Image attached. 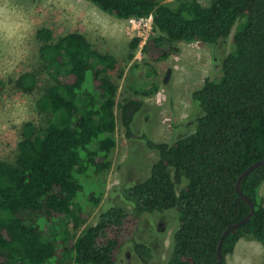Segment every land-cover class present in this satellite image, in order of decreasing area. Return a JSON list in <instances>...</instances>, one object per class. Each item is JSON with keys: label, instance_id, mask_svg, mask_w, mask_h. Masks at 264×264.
Here are the masks:
<instances>
[{"label": "trees", "instance_id": "16d2710c", "mask_svg": "<svg viewBox=\"0 0 264 264\" xmlns=\"http://www.w3.org/2000/svg\"><path fill=\"white\" fill-rule=\"evenodd\" d=\"M87 1L118 19L151 17L157 36L141 49L148 61L167 59L178 42L213 49L235 28L233 50L222 58L219 75L192 92L201 115L191 133L170 143L136 138L157 159L144 180L118 190L131 211L108 203L98 221L75 238L62 222L78 221L80 209L97 208L103 199L89 178L109 169L115 147L117 87L111 75L118 61L93 49L81 33L55 42L50 30L39 29L49 85L36 109L45 126L33 135L32 125L25 124L16 164L0 160V264H116L125 235L132 251L149 260L152 247L135 239L131 223L143 214L170 211L176 212L177 228L166 264L214 263L223 231L250 211L236 191L237 179L264 160V0H210L206 6L197 0ZM139 42H130L133 51ZM141 107L138 100L120 106L128 138L134 137L132 123ZM263 181L260 166L241 182L254 213L224 238L222 264L242 238L264 249Z\"/></svg>", "mask_w": 264, "mask_h": 264}, {"label": "rangeland", "instance_id": "374dc122", "mask_svg": "<svg viewBox=\"0 0 264 264\" xmlns=\"http://www.w3.org/2000/svg\"><path fill=\"white\" fill-rule=\"evenodd\" d=\"M197 1L203 6L210 2ZM41 28L50 30L55 42L68 33H81L93 49L111 53L118 61L111 75L117 87L115 147L109 169L89 178L102 191L103 199L97 208L85 205L80 209L78 221L69 218L62 222L76 238L98 221L108 203L131 211L118 190L144 180L157 159L156 153L136 138L146 135L155 143H170L193 131L194 119L201 111L193 104L191 94L206 78L219 75L222 58L233 50L235 28L213 49L202 43L178 42L167 59L154 63L141 52L147 38L157 36L151 18L118 19L87 0H0V160L11 165L16 164L23 126L31 124L33 135L45 126L36 109L37 100L49 85L48 63L39 54L42 42L36 35ZM134 38L140 42L133 51L129 44ZM25 74L28 78L20 85ZM129 100L142 102L132 123L133 138L126 136L120 118V106ZM261 196L264 203V184ZM131 227L136 230V240L152 247L153 258L138 257L125 235L116 264H166L172 249L171 235L177 228L176 212L143 214ZM226 261L264 264V249L259 242L242 238Z\"/></svg>", "mask_w": 264, "mask_h": 264}, {"label": "water", "instance_id": "95a60500", "mask_svg": "<svg viewBox=\"0 0 264 264\" xmlns=\"http://www.w3.org/2000/svg\"><path fill=\"white\" fill-rule=\"evenodd\" d=\"M260 166H264V160L257 161L255 163L251 164L238 177L237 182H236V185H235L236 191L240 195L241 199L250 207V211H249V213L244 218H242L241 220H239V221H237V222L229 225L223 231L222 235L219 238L218 245H217V249H216V261L214 263H211V264H222L221 263V260H222L221 246H222V243H223L224 238L226 237V235L231 230H233L235 228H238L239 226L245 224L248 221V219H250L252 217V215L254 213L253 202H252V200L248 196L244 195L241 192V182H242L243 178L246 175H248L251 171H253L254 169H256L257 167H260Z\"/></svg>", "mask_w": 264, "mask_h": 264}, {"label": "crops", "instance_id": "0c3cea01", "mask_svg": "<svg viewBox=\"0 0 264 264\" xmlns=\"http://www.w3.org/2000/svg\"><path fill=\"white\" fill-rule=\"evenodd\" d=\"M263 184H264V181H263V183H262V185H261V187H260V190H259V194H260V196H261V190H262V186H263ZM262 197V196H261Z\"/></svg>", "mask_w": 264, "mask_h": 264}, {"label": "built area", "instance_id": "2783aa9c", "mask_svg": "<svg viewBox=\"0 0 264 264\" xmlns=\"http://www.w3.org/2000/svg\"><path fill=\"white\" fill-rule=\"evenodd\" d=\"M149 18H151V17H149ZM138 20L142 21V20H144V19H138Z\"/></svg>", "mask_w": 264, "mask_h": 264}]
</instances>
